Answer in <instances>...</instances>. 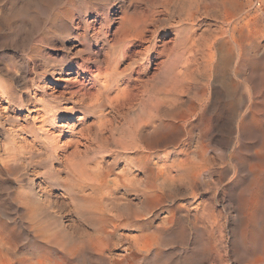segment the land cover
Listing matches in <instances>:
<instances>
[{"label": "rangeland", "instance_id": "rangeland-1", "mask_svg": "<svg viewBox=\"0 0 264 264\" xmlns=\"http://www.w3.org/2000/svg\"><path fill=\"white\" fill-rule=\"evenodd\" d=\"M228 1L0 0V264H264V1ZM115 57L111 81L139 76L100 134L61 92ZM54 152L53 203L23 215L17 185ZM98 172L110 187L79 197Z\"/></svg>", "mask_w": 264, "mask_h": 264}, {"label": "bare ground", "instance_id": "bare-ground-1", "mask_svg": "<svg viewBox=\"0 0 264 264\" xmlns=\"http://www.w3.org/2000/svg\"><path fill=\"white\" fill-rule=\"evenodd\" d=\"M231 1V0H230ZM228 1L227 3L229 4ZM233 1V0H232ZM246 2L249 6H250V0H246L244 1ZM230 5V4H229ZM232 5V4H231ZM12 17V16H11ZM122 17V16H121ZM56 18V17H55ZM58 18V17H57ZM118 18V17H117ZM122 19V18H121ZM120 20V19H119ZM123 20V19H122ZM55 21V20H54ZM119 23V22H118ZM74 24V23H73ZM234 28V27H233ZM3 31V30H2ZM149 31V30H148ZM144 32L145 31H139L137 32L135 35H134V38L131 37V39H128L126 40L127 42H129L130 40L131 41H135V43H139V44H143L144 42H147L148 39H146V37H144ZM249 34V32H248ZM208 40V39H207ZM195 41V40H194ZM212 43V42H211ZM229 42H219L218 43V48H219V52H220V57L218 59V62L221 63V64H224V65H228L230 60H229V56H224L222 54V49L225 48L226 44H228ZM229 45V44H228ZM244 45V44H243ZM164 46V45H163ZM163 49V48H162ZM201 51V50H200ZM163 52V50H162ZM197 52V50H196ZM202 52V51H201ZM191 54V53H190ZM200 55V54H199ZM105 60L108 61L109 60V55L108 54H105ZM125 58V57H123ZM87 60V59H86ZM84 61V60H83ZM188 61V60H187ZM119 62H120V58L118 57H115L112 61L113 63V70L111 72H107V68L104 66H98L97 64H95V67H96V75H95V78H97L96 80L98 81L99 78H103L101 82L98 81L97 83V87H94V85L96 84L95 80L93 81V85L89 86V87H86L85 84H80L79 86H77V89L75 91H72L71 89H63L61 92V94H69L70 96H74L75 98H77V102L79 104V102H83V111L85 112H91L93 113L94 115H96V118H97V130H99L100 134L102 133L101 131L103 130H108L112 127V118L114 117H117V115L120 113V109H123V106H124V101L127 100V97L129 95H131V93L133 92V89L130 88V83L132 82H136L138 79L137 76H139V72L137 71V69H133V74L136 73L137 76H135V78L133 79H130V77L133 75L132 73H128L129 75H125L123 74L122 77L123 78H119L118 81L114 82V81H111V79L113 77H118L119 75H121L122 71L121 69L119 70ZM144 63V62H143ZM187 63V62H186ZM99 64V63H98ZM140 66V65H139ZM198 66V65H197ZM181 67V66H180ZM183 67V66H182ZM64 68L65 67H62L59 69V71H54L52 70L51 72V78H52V75L54 73H58V74H62L64 72ZM82 69V68H81ZM80 69V70H81ZM198 69V68H197ZM130 72V71H129ZM120 73V74H118ZM76 74V73H75ZM105 74V76H103ZM60 76V75H59ZM127 76V77H126ZM134 76V75H133ZM187 77V76H186ZM54 79H57V78H54ZM59 79H62V78H59ZM70 79V78H69ZM120 81L121 84H126V85H123L125 87H121L119 86L118 82ZM145 83V82H144ZM142 83V84H144ZM135 84V83H134ZM139 84V83H138ZM229 85V83H227ZM225 85V84H223ZM142 86L141 84L139 86H133L135 88L137 87H140ZM151 86V85H150ZM231 87V86H230ZM236 87V86H235ZM113 88L116 89V93L113 95V96H110L111 92L113 91ZM233 87H231L232 89ZM73 89V88H72ZM228 88H226L227 90ZM136 90V89H135ZM139 90V89H137ZM234 91V90H233ZM236 91V90H235ZM137 92V91H136ZM180 92V91H179ZM73 93V94H72ZM227 93V92H226ZM229 93V92H228ZM232 93L231 92V96H232ZM235 93V92H234ZM135 95V93H133ZM64 96V95H63ZM133 96V95H132ZM18 98H20L18 96ZM21 100V99H20ZM20 100L17 99L16 100V103H20ZM113 103H115V105L113 106ZM255 104V103H254ZM59 106V105H58ZM66 107V106H65ZM68 107V106H67ZM75 108V105L73 106H69L68 108L65 109V111H69L70 109H74ZM106 108H110L111 111H113L112 113V116L109 117V115L105 112V109ZM255 108V107H254ZM249 115V114H248ZM92 130V129H91ZM89 131V130H88ZM86 134V133H85ZM83 134V135H85ZM89 133H87L88 135ZM82 135V134H81ZM83 137V136H82ZM99 137V136H98ZM86 139H88L91 143V140L93 139V134H89L88 137L85 136ZM134 141V140H133ZM78 142V140L76 141V143ZM88 143V142H87ZM75 146V145H74ZM87 146V145H86ZM264 146V145H263ZM141 147V146H140ZM77 149V148H76ZM77 153V152H76ZM75 153V154H76ZM82 153V152H80ZM79 153V154H80ZM58 154V153H57ZM259 156V155H258ZM58 157H60L58 155ZM262 157V155H261ZM63 159V158H62ZM103 159V158H102ZM259 159V158H258ZM57 160V156L55 154V152L49 156V159H48V162H47V166H48V169L47 171H45L44 173V178L43 179H40L38 180L37 182L35 183H30V179L27 178L25 183L24 184H18L17 185V190L15 191V196L14 197V201L13 203L16 205V208L18 210H21L22 211V214L23 215H26V214H37L38 210H47L51 207V204L53 203V200L51 199V188H52V184H48L46 185L45 183L47 182V179H51L53 178L55 181H58V176H57V173L59 171L58 168H56L55 166H53V161ZM64 161V160H63ZM61 162V161H60ZM56 164V163H55ZM62 164V163H61ZM59 165V164H57ZM63 165V164H62ZM97 165V164H96ZM82 166V165H81ZM87 166V165H86ZM43 167V165L41 166ZM58 167V166H57ZM83 167V166H82ZM100 167V166H98ZM61 168V167H60ZM69 169V172L73 174V172H77L76 168L75 171L74 169H71L69 166H64L63 169ZM91 168V167H88V169ZM95 169L96 166H95ZM92 171V170H91ZM62 172V171H61ZM100 172V171H99ZM97 174V178L94 180V182L92 183H87V186L90 187V193H86V194H80L79 197H83V198H87L88 195H93L95 193H97L99 190H104V188H107L108 186L110 187V184L108 183L109 181L106 180L104 177V174ZM164 172V171H163ZM50 173V175L48 174ZM69 173V174H70ZM103 173V172H102ZM60 174V173H59ZM96 175V174H95ZM92 176V175H90ZM256 176V175H255ZM88 177V176H87ZM92 178V177H91ZM91 178H88V179H91ZM17 179V178H16ZM75 179V178H74ZM73 179V180H74ZM80 179V178H79ZM84 179V178H83ZM94 179V178H93ZM93 179H91L93 181ZM21 180V179H20ZM85 180V179H84ZM87 180V179H86ZM61 181V180H60ZM83 181V180H81ZM81 181H78L80 182L81 184ZM16 182V181H15ZM67 182V181H66ZM89 182V181H88ZM16 184V183H15ZM77 179L75 181H73L70 186H71V191L74 190V189H77ZM86 184V183H85ZM125 182L123 180H115V181H111V185L114 187V189H119L120 187H124L125 186ZM58 185V184H57ZM258 187V186H257ZM259 188V187H258ZM70 191V190H69ZM75 191V190H74ZM100 191V193H101ZM115 191V190H114ZM148 191V190H147ZM255 191V190H254ZM94 192V193H93ZM103 192V191H102ZM149 192V191H148ZM257 192V191H256ZM14 193V192H13ZM12 193V194H13ZM84 193V192H83ZM156 193V192H155ZM71 192H69V195L68 196H72L70 195ZM104 194V193H103ZM107 194V192H106ZM10 195V194H9ZM14 195V194H13ZM64 196V195H63ZM105 196V195H103ZM258 196V195H257ZM57 197V196H56ZM60 197V196H59ZM12 198V196H11ZM68 198V197H67ZM105 198V197H104ZM153 198V197H152ZM9 199V198H8ZM259 199V198H258ZM64 200V199H63ZM248 200V199H247ZM12 202V201H11ZM69 202V201H68ZM247 202V201H246ZM249 202H252L249 201ZM258 202V200L256 201ZM260 202V201H259ZM254 203V201H253ZM243 204V203H242ZM252 205V204H251ZM256 205V203H255ZM245 205H243V208H244ZM240 207V206H239ZM252 207V206H250ZM257 207V206H255ZM247 208V207H246ZM253 208V207H252ZM94 209H92L93 211ZM252 211V210H251ZM99 212V211H98ZM100 213V212H99ZM97 214V213H96ZM103 217V213H100ZM99 214V215H100ZM250 215V214H249ZM101 217V216H99ZM95 218V217H94ZM251 218V217H250ZM248 219V218H247ZM167 220V219H166ZM249 220V219H248ZM33 221V220H32ZM35 221V220H34ZM98 221L101 222V218H98ZM33 223V222H32ZM163 223V222H162ZM37 224V223H36ZM34 226V225H33ZM37 226V225H36ZM35 227V226H34ZM32 228V227H31ZM36 228H39V227H36ZM35 229V228H34ZM33 229V230H34ZM32 230V229H31ZM102 230V229H101ZM35 231V230H34ZM97 231V230H96ZM95 231V232H96ZM98 231H100V229H98ZM29 233V232H28ZM42 234V233H41ZM97 234V233H96ZM98 235V234H97ZM37 236V234H36ZM40 236V234H39ZM100 236V235H99ZM96 237V236H95ZM98 237V236H97ZM44 238V237H43ZM0 239H2V235L0 234ZM90 239V238H89ZM89 239H87L89 241ZM91 239H94L91 238ZM86 240V242H87ZM91 241V240H90ZM89 241V242H90ZM93 241V240H92ZM91 241V242H92ZM95 241H98V240H95ZM90 245V244H89ZM87 244V246H89ZM92 246V245H91ZM91 249V248H90ZM105 249V248H104ZM95 250V249H94ZM128 254V253H127ZM32 258V257H31ZM39 262V261H38Z\"/></svg>", "mask_w": 264, "mask_h": 264}, {"label": "built area", "instance_id": "built-area-1", "mask_svg": "<svg viewBox=\"0 0 264 264\" xmlns=\"http://www.w3.org/2000/svg\"><path fill=\"white\" fill-rule=\"evenodd\" d=\"M263 1L264 0H250V4H252L253 7H258Z\"/></svg>", "mask_w": 264, "mask_h": 264}]
</instances>
